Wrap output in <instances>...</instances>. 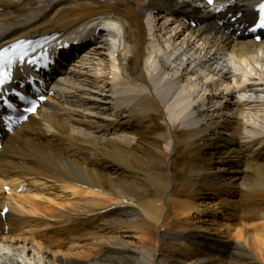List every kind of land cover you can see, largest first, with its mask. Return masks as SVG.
I'll return each instance as SVG.
<instances>
[{"label":"bare ground","instance_id":"1","mask_svg":"<svg viewBox=\"0 0 264 264\" xmlns=\"http://www.w3.org/2000/svg\"><path fill=\"white\" fill-rule=\"evenodd\" d=\"M259 2L0 0V49L81 47L4 135L0 264H264Z\"/></svg>","mask_w":264,"mask_h":264},{"label":"rangeland","instance_id":"2","mask_svg":"<svg viewBox=\"0 0 264 264\" xmlns=\"http://www.w3.org/2000/svg\"><path fill=\"white\" fill-rule=\"evenodd\" d=\"M67 69H71V68L67 67ZM76 70H78V69H76ZM88 71L90 72V68L87 69V72H88ZM239 135H240V134H239ZM254 161H255V160H254ZM259 162H260V161H259ZM263 165H264V162H263ZM256 200H257V199H256ZM40 206H42V207H40V209H43V208H45L46 206H49V205H48V204H47V205H46V204H45V205H44V204H43V205L41 204ZM47 210H48V209H47ZM28 212H29V213H28ZM24 214H25V216H28V215H29V216H30V215L33 216V215H34L33 211L30 210V209H27L26 213H24ZM32 214H33V215H32ZM248 216H249V215H247V218H246V219L243 217V218H244V221H242V222H241V220H239V222H240V223L238 222L239 225L242 224L243 222H246V223L252 222V223H253L254 220H255L256 222H254L252 225H261V224H262V221H261V222H258L257 219H253V221H251V220H250V217H248ZM209 217H210V218H209ZM248 218H249V221H248ZM207 219H209V221L204 222V223H200V221H201V220H204V219H200V220H199V219H196V217H194L193 220H192L193 222H191V224H193V225H194V224H198V225H200V226H202V225H204V226H209L210 228H215L217 225H224V224H225V223H224L225 221L221 220L220 218H218V219H214V218H212L211 216H208ZM210 219H211V220H210ZM213 219H214V220H213ZM198 220H199V221H198ZM222 221H223V222H222ZM259 221H260V220H259ZM197 222H198V223H197ZM201 222H202V221H201ZM246 223H243V225L246 224ZM216 224H217V225H216ZM212 225H213V226H212ZM225 225H226V224H225ZM247 225H249V224H247ZM214 226H215V227H214ZM228 239L231 240V242H232V241H233V242L236 241V240H234L235 238L233 239V237H231V238L228 237L227 240H228ZM78 256H79V257L76 256L77 259L79 258L80 260H83V259L85 260V257L83 256V254H79ZM257 261H258V262H257ZM250 262H251L252 264H262V262L260 263V259L256 258V255H255V254L253 255V259H251Z\"/></svg>","mask_w":264,"mask_h":264},{"label":"snow or ice","instance_id":"3","mask_svg":"<svg viewBox=\"0 0 264 264\" xmlns=\"http://www.w3.org/2000/svg\"><path fill=\"white\" fill-rule=\"evenodd\" d=\"M208 3L209 4L213 3V0H208ZM257 27L260 29H264V6H261V8H260L259 23H258ZM253 30H255V29H253ZM10 79H11V77L6 72H0V86H3ZM9 107H11V105H9ZM25 111H29V112L34 113L36 111L35 105H33V107H31V108L25 109Z\"/></svg>","mask_w":264,"mask_h":264}]
</instances>
